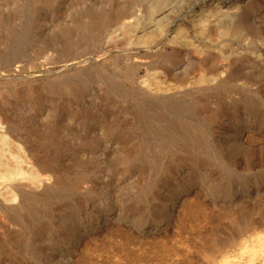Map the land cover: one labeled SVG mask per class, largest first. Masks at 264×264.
<instances>
[{
	"label": "rangeland",
	"instance_id": "rangeland-1",
	"mask_svg": "<svg viewBox=\"0 0 264 264\" xmlns=\"http://www.w3.org/2000/svg\"><path fill=\"white\" fill-rule=\"evenodd\" d=\"M0 264H264V0H0Z\"/></svg>",
	"mask_w": 264,
	"mask_h": 264
}]
</instances>
